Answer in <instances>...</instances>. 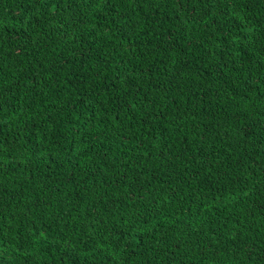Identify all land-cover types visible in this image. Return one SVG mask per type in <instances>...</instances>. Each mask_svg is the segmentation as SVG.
<instances>
[{
	"label": "trees",
	"instance_id": "16d2710c",
	"mask_svg": "<svg viewBox=\"0 0 264 264\" xmlns=\"http://www.w3.org/2000/svg\"><path fill=\"white\" fill-rule=\"evenodd\" d=\"M0 264H264V0H0Z\"/></svg>",
	"mask_w": 264,
	"mask_h": 264
}]
</instances>
